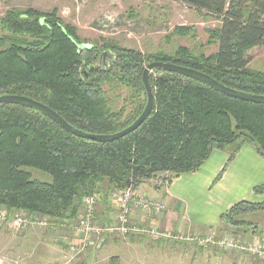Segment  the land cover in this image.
<instances>
[{
    "label": "trees",
    "instance_id": "obj_1",
    "mask_svg": "<svg viewBox=\"0 0 264 264\" xmlns=\"http://www.w3.org/2000/svg\"><path fill=\"white\" fill-rule=\"evenodd\" d=\"M177 1L218 21L205 30L203 44L215 46L214 52L183 45L169 53L94 45L83 42L56 10H7L0 17V95L32 98L76 128L97 134L117 132L139 116L146 102L142 72L154 61L190 67L233 89L264 95V71L248 66V52L264 46V0ZM194 35L193 27L183 25L170 33ZM104 51L107 65L91 69ZM149 83V115L136 130L110 142L76 137L34 109L0 103V208L7 217L25 211L50 225L71 221L85 195L98 191L106 202L115 190L151 180L170 183L197 171L214 150L228 153L216 179L245 144L264 158V104L163 69L152 70ZM122 88L129 90L125 96ZM26 168L49 174L51 181L33 179ZM253 191L264 194V184ZM253 212H264V202L235 203L221 214L222 229L248 227L243 217Z\"/></svg>",
    "mask_w": 264,
    "mask_h": 264
},
{
    "label": "crops",
    "instance_id": "obj_2",
    "mask_svg": "<svg viewBox=\"0 0 264 264\" xmlns=\"http://www.w3.org/2000/svg\"><path fill=\"white\" fill-rule=\"evenodd\" d=\"M227 158V152L214 150L197 171L181 174L165 187L155 188L149 182L141 184L151 191V198L165 197L168 200L169 209L155 220L156 224L161 229L171 227L174 230L202 234L208 229L219 230L222 227L221 214L235 203L243 200L264 202V194L253 191L255 186L264 184V158L245 144L216 179ZM142 193L145 192L142 190ZM99 203L96 209L99 220L110 223L113 213L109 195L106 202L101 198ZM1 210L3 209L0 208ZM131 219L143 225L152 221L149 215L140 210L133 212ZM71 236L69 229L58 224L44 228L29 225L15 235L0 230V264H186L140 258L149 252L142 247V240L150 239L143 235H131L130 242L124 241L126 246L120 250L118 247L114 255L106 253L112 244L110 237L102 246L90 247L82 255L65 263L63 255L67 251ZM117 244L113 245L114 249ZM183 248L184 251L192 253L188 264H202L201 261H195L196 256L203 259L204 264H226L225 261L217 259V256H223L225 252L216 247L185 245ZM232 254L229 258L239 255L237 252ZM113 256L114 259H111Z\"/></svg>",
    "mask_w": 264,
    "mask_h": 264
},
{
    "label": "rangeland",
    "instance_id": "obj_3",
    "mask_svg": "<svg viewBox=\"0 0 264 264\" xmlns=\"http://www.w3.org/2000/svg\"><path fill=\"white\" fill-rule=\"evenodd\" d=\"M11 8H35L41 11L56 10L58 16L65 23H70L76 28L77 35L83 42L93 43L94 45L114 43L119 47L138 49L141 52L162 50L169 53L179 45L193 49L196 52L203 51L206 54L216 50L213 45L204 46L203 44L207 39L205 30L217 25L218 21L212 17H205L202 14L204 12L199 13L177 0H0V17ZM179 25L193 27L195 30L194 37L170 36L173 28ZM2 33L3 30L0 26V34ZM248 66L264 71V46L254 47L248 52ZM121 91L125 96L129 90L122 88ZM121 104L119 102L117 107ZM26 169L31 173L33 179L45 182L51 181V176L43 171L33 168ZM149 183H152L155 188L168 185V183L160 184L155 180H151ZM135 189H133L135 195L143 194L142 190L146 196L151 197L150 195H152L151 191L142 185ZM159 199L165 204V213L169 209L168 200L165 197ZM110 203L111 213L114 215L116 202ZM135 211L137 209L133 210V212ZM164 213L158 218L162 217ZM243 218L249 221L251 225L223 229L221 227L219 230H212L221 236L234 235L239 240L245 239V237L249 240L257 237L264 242V212H253L246 214ZM30 225L44 228L36 222H32ZM24 229L13 230L9 227L7 221L0 220V230L4 233L8 232L10 235H15ZM130 237L131 235L126 237L113 236L111 239L112 244L108 247L106 253L109 252L108 254L114 255L118 247V250H120L126 246L124 241L130 242ZM142 241V247L149 250V252L140 258L169 260L186 264L191 260L192 253L184 251L183 246L193 245L194 247L195 245L171 239L160 241L143 239ZM113 243H118L115 249ZM223 252L226 255L217 256V259L225 261L226 264L228 262L229 264H264V260L254 258L246 253L237 252L239 253L237 257L229 258L234 252ZM114 257H111V259H114ZM196 257L195 261L198 260L204 264L203 259H200L199 256Z\"/></svg>",
    "mask_w": 264,
    "mask_h": 264
},
{
    "label": "built area",
    "instance_id": "obj_4",
    "mask_svg": "<svg viewBox=\"0 0 264 264\" xmlns=\"http://www.w3.org/2000/svg\"><path fill=\"white\" fill-rule=\"evenodd\" d=\"M101 200L98 191L85 195L80 199V213L76 219L58 223L61 227L71 231V240L67 251L63 255L65 263L82 255L90 247H99L110 237H126L128 235L147 236L152 241L171 239L195 244L198 247H216L223 251L241 252L264 260V242L257 237L239 240L234 235L221 236L212 229L202 234L174 230L171 227L160 229L155 220L165 211V204L159 198H151L144 194L135 195L132 188L112 191L109 194L110 202H116V212L110 223L99 220L97 205ZM140 210L149 215L152 221L143 225L132 221L133 210ZM0 220L7 221L13 230H21L36 222L41 227H48L47 218H34L25 211H17L7 217L5 211H0Z\"/></svg>",
    "mask_w": 264,
    "mask_h": 264
},
{
    "label": "water",
    "instance_id": "obj_5",
    "mask_svg": "<svg viewBox=\"0 0 264 264\" xmlns=\"http://www.w3.org/2000/svg\"><path fill=\"white\" fill-rule=\"evenodd\" d=\"M154 69H163L188 76L192 79L207 84L208 86L216 89L217 91L225 95L231 96L236 99H240L252 103L264 104V95H257V94L239 91L218 82L208 74L198 71L196 69L177 65L170 62H162V61L151 62L147 64L146 67L143 69L142 85L144 87L146 94V102L144 108L139 114V116L132 123H130L128 126L114 133L97 134V133H90L80 130L75 126L71 125L70 123H68L65 119H63L56 111L51 109L49 106L23 95H15V94L0 95V103L17 104L34 109L42 113L46 117L50 118L51 120L55 121L65 131L71 133L76 137H80L92 141H98V142H110L119 139L123 136H126L129 133L136 130L149 115L153 105V93L149 83V73Z\"/></svg>",
    "mask_w": 264,
    "mask_h": 264
},
{
    "label": "flooded vegetation",
    "instance_id": "obj_6",
    "mask_svg": "<svg viewBox=\"0 0 264 264\" xmlns=\"http://www.w3.org/2000/svg\"><path fill=\"white\" fill-rule=\"evenodd\" d=\"M109 53L107 51H104L99 55L98 62L96 64H93L90 66L91 69L95 68H104L107 65Z\"/></svg>",
    "mask_w": 264,
    "mask_h": 264
}]
</instances>
